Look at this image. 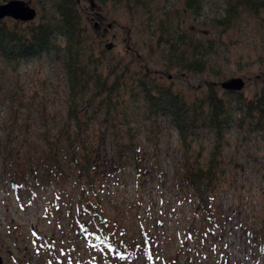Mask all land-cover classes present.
Wrapping results in <instances>:
<instances>
[{"label": "rangeland", "instance_id": "rangeland-1", "mask_svg": "<svg viewBox=\"0 0 264 264\" xmlns=\"http://www.w3.org/2000/svg\"><path fill=\"white\" fill-rule=\"evenodd\" d=\"M25 1L35 9L33 18L5 15L0 24L19 30L45 17L58 22V0ZM230 3L233 13L228 14ZM252 5L237 0H78V25L102 72L122 67L126 82L147 73L145 80L169 86L187 102L203 96L206 82H213L233 108L213 194L216 218L204 223L196 218L198 201L181 173L186 152L191 159L199 152L206 160L210 133L200 130L184 153L176 129L163 116L154 149L147 143L152 132L143 116L145 105L125 94L131 98L129 105L139 106L136 112L132 108L130 123L138 129L142 163L134 183L131 165L105 162L118 171L104 185V205L107 215L123 224L120 238L113 241L117 249L127 244L120 253L93 241L76 221L75 184L61 180L66 196L47 207L52 195L48 181L59 179L61 171L49 174L45 158L29 163L43 155L38 131L45 116L55 119V130L64 116L61 61L43 52L12 69L0 59V264H264V242H259L264 226V128L251 131L256 115L241 116L237 109L264 88V0L255 9ZM57 39L62 40L59 35ZM172 49L186 59H201L203 68L167 67ZM235 76L243 79L241 88L220 85ZM100 120L95 118L94 125ZM120 128L126 136L124 124ZM102 143L109 159L116 155L109 131ZM123 149L129 150L128 145ZM19 168L25 177L14 188L9 174Z\"/></svg>", "mask_w": 264, "mask_h": 264}, {"label": "trees", "instance_id": "trees-1", "mask_svg": "<svg viewBox=\"0 0 264 264\" xmlns=\"http://www.w3.org/2000/svg\"><path fill=\"white\" fill-rule=\"evenodd\" d=\"M237 1L244 5L253 2L254 9L262 2ZM77 5L78 0H58L57 23H52L51 19L45 17L26 29H19L20 31L14 26L9 28L0 24V59H5L10 68L15 69L21 62L44 52L58 57L64 70L67 93L64 116L56 130L53 127L55 119L45 116L43 129L38 131L43 143V155L31 157L29 160L31 165L45 158L48 160L49 174L61 171L58 174H61L62 179L60 177L48 181L52 187V195L47 200V207L59 203L66 196V187L64 188L61 181L65 178L64 181L75 184V217L78 218L75 220L80 227L93 241L100 242L107 250L117 249L113 241L120 238L121 230H124L123 224L119 225L115 218L107 215L104 185L118 171H111V168L105 166V162L109 160L113 167L117 164L131 165L134 183L140 178L142 158L138 129L130 123V113L132 108L135 112L139 110L137 102H141L145 105L143 116L152 132L147 138V143L152 142L154 149H157L159 143L157 129L160 128L159 119L163 116L168 118L176 129L184 153L190 149L200 130L210 133L211 144L206 160L200 159L199 152L193 159L186 152L181 176L186 185L192 188L198 201L196 218L204 223L214 222L217 211L212 203L213 194L220 175L225 131L233 118V108L217 94L213 82H206L203 96H196L187 102L169 86L145 80L147 73L126 82L121 66V70H117V65H113L106 72H102L99 58L85 46L86 37L78 25L80 17ZM232 9L233 5L230 3L228 14L230 11L233 13ZM58 35L62 38L61 41L57 39ZM166 66L177 71L186 68L201 70L204 62L198 58L186 59L184 55L172 49L167 54ZM1 82L0 77V101ZM125 94L130 95L138 105H129L128 100L131 98L128 99ZM238 95H241L239 91ZM237 109L241 116L256 115L255 121L250 120L251 131L253 127L264 128V88L260 93L242 101ZM98 116L101 120L95 126L93 122ZM121 123L126 127L122 129L126 136H122ZM108 131L117 150L111 159L102 147L103 138ZM127 145L129 150L125 151L123 147ZM9 176L12 187L16 188L25 174L19 168L14 169ZM260 230L259 242L263 243L264 226ZM140 231L143 233V230ZM121 247L122 249H117L119 253L127 248V244L124 243Z\"/></svg>", "mask_w": 264, "mask_h": 264}, {"label": "water", "instance_id": "water-1", "mask_svg": "<svg viewBox=\"0 0 264 264\" xmlns=\"http://www.w3.org/2000/svg\"><path fill=\"white\" fill-rule=\"evenodd\" d=\"M10 15L16 19L29 20L34 17L35 9L25 6L20 0H8L0 3V18ZM222 87L228 89H239L243 85V79L235 76L220 82Z\"/></svg>", "mask_w": 264, "mask_h": 264}, {"label": "flooded vegetation", "instance_id": "flooded-vegetation-1", "mask_svg": "<svg viewBox=\"0 0 264 264\" xmlns=\"http://www.w3.org/2000/svg\"><path fill=\"white\" fill-rule=\"evenodd\" d=\"M20 1H22L25 6H30L27 1H25V0H20ZM3 17H5V16H3Z\"/></svg>", "mask_w": 264, "mask_h": 264}]
</instances>
